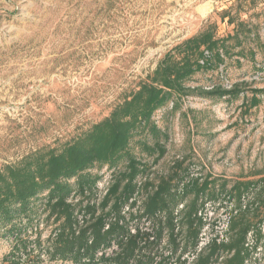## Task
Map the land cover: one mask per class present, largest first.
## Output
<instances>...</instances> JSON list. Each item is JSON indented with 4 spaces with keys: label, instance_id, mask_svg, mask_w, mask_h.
Wrapping results in <instances>:
<instances>
[{
    "label": "rangeland",
    "instance_id": "rangeland-1",
    "mask_svg": "<svg viewBox=\"0 0 264 264\" xmlns=\"http://www.w3.org/2000/svg\"><path fill=\"white\" fill-rule=\"evenodd\" d=\"M224 13L251 28L244 43H255V34L264 43V0H0V168L36 149L60 148L88 130L135 91L170 48L206 24L214 23L219 36L231 33L233 25L221 20ZM233 84L240 89L236 97L201 94ZM185 85L193 92L174 94L152 115L166 132L161 143L165 153L157 160L156 155L140 153L137 136L134 151L147 171L152 169L154 182L171 177L180 191L194 179H216L208 193L200 195L197 209L205 199L218 202L222 196L237 204L248 192V206L238 214L245 212L244 223L252 227L248 232L263 251L259 260L251 259V252L244 250L248 232L243 251L249 264H264V49L254 59L233 56L217 69L196 72ZM124 164L115 169L96 164L92 171L113 180ZM44 195L37 201L40 206ZM192 198L188 194L183 199L179 234L172 236L171 229L158 222L153 246L143 248L141 255L156 256L163 264L181 263L182 253L194 246L200 231L196 212L192 225L187 219ZM220 210L217 206L215 214ZM61 222L44 210L37 231L29 229L33 256L23 255L19 264H76L69 258L52 259L44 251ZM130 226L141 224L129 220ZM36 233L42 248L38 258ZM232 238L230 227L228 243ZM12 246L11 239L0 238V264ZM111 250L116 251L112 246L98 251L93 264H116ZM101 251L108 256L100 258ZM220 253L224 257L218 262L225 264L231 253L220 249L216 259Z\"/></svg>",
    "mask_w": 264,
    "mask_h": 264
},
{
    "label": "trees",
    "instance_id": "trees-1",
    "mask_svg": "<svg viewBox=\"0 0 264 264\" xmlns=\"http://www.w3.org/2000/svg\"><path fill=\"white\" fill-rule=\"evenodd\" d=\"M225 18L228 24L233 25L231 33L219 36L217 26L208 23L195 35L174 45L135 91L88 130L60 148L36 149L0 168V238L13 241L1 264H19L23 255L33 256L29 229L35 227L37 231V223L44 210H48L49 217L54 216V220L62 218L48 237L49 248L44 249L52 259L69 258L76 264H93L98 251L115 243L117 250L111 256L116 264H146L148 260L150 264L154 263V257L141 255L140 251L153 246L157 229L153 240H149L148 234L138 227L132 233L128 227L129 220H135L139 215L129 213L126 217L121 210L137 191V177L148 172L147 166L135 153L132 141L137 136L135 145L140 153L156 155L154 160L160 158L165 153L161 143L167 135L152 120L154 111L164 106L174 94L182 97L193 92L185 82L196 72L217 69L233 56L254 59L256 52L264 49V43L260 42L257 34L253 39L255 43H244L251 33L245 21L230 13L221 16L222 21ZM235 62L239 63V60ZM239 92V85L233 84L230 89L219 85L201 94L220 98L226 95L236 97ZM252 100L256 98L252 97ZM123 160V169L116 171L118 177L113 180L111 177L99 208L91 205L93 190L102 177L92 171L94 165L115 169ZM172 182L171 177H161L158 182L146 180L140 194L143 197V215L152 217L157 212H164L165 220H157L156 224H164L175 236L172 211L178 202L188 194L193 195L186 210L192 225L200 195L207 194L216 179L209 175L202 182L194 179L185 185L183 191L178 190L177 182ZM73 193L80 197L76 203L68 201ZM43 194L45 201L40 206L37 201ZM83 203L86 204L82 206ZM82 207L88 218L80 225L76 212ZM97 208L100 210L98 213ZM244 214L239 213L231 221L234 233L231 242L225 245L212 243L209 253L200 257L196 264L212 263L223 248L231 253L224 259L225 264H243L242 243L252 228L244 223ZM162 230L158 231V236ZM39 238L36 233L33 240L39 250V254L34 256L36 258L42 254ZM101 252L100 258L108 256Z\"/></svg>",
    "mask_w": 264,
    "mask_h": 264
},
{
    "label": "built area",
    "instance_id": "built-area-1",
    "mask_svg": "<svg viewBox=\"0 0 264 264\" xmlns=\"http://www.w3.org/2000/svg\"><path fill=\"white\" fill-rule=\"evenodd\" d=\"M154 178V173L152 172V169L148 171L144 175H140L136 179L137 184V191L135 192L134 196L130 199L129 203L125 204L122 207V214L126 217H128L129 213L138 214L139 217L135 220L140 221V230L142 232H146L148 234V239L153 240L155 238V231L158 228V225L155 223L157 220L164 221L165 220V213L164 212H157L154 214V216L150 217L147 215H143V209H142V201L143 197L141 196L142 191V184L146 180H152ZM110 176L109 177H101L100 181L97 182L91 199L90 204L96 205V207L99 208V205L107 193L109 186H110ZM183 182L180 184V186L183 185ZM181 187H178V190L180 191ZM87 193V192H85ZM251 193V192H250ZM250 199V195L248 192L243 193L242 196L238 199L237 204L234 203V199H232L230 196H222L218 202L213 200H204L202 202V205L199 209L196 210L195 216L200 221V231L198 238L194 244V246L182 253L181 255V263L179 264H194L199 259V256L203 251L212 243H216L218 245L227 244L230 240V222L231 219L238 214L242 209H245L248 206V200ZM80 200V197L76 195L75 193L72 194L71 198L68 200L69 202L76 203ZM134 202V203H133ZM83 203L82 206H84ZM134 204V205H133ZM135 208L132 211V206ZM129 206L131 208H129ZM186 203L184 201L180 202L176 205V207L172 211L173 215V224H174V234L178 235L180 232V221L183 217V212L185 210ZM217 206L221 207V210L219 214H215V209ZM84 207L81 208V210L77 211V219L79 224L81 225L85 218H88V215L86 214ZM97 208V213L100 211ZM129 208V209H128ZM131 210V211H129ZM215 214V215H214ZM108 225L105 226L107 228ZM130 231L132 233L135 232V228L129 227ZM261 229L264 230V225H261ZM253 232H248L245 244H244V250L247 252H251V259L253 260H259L261 252L263 251V246L257 243L256 238L254 239L253 236L251 237V234ZM255 241V244H254ZM111 245L113 247V250H117V245L115 243H112ZM258 244V245H257ZM256 245V246H255ZM181 251V249H180ZM111 252H113L111 250ZM102 252L100 253V255ZM107 254V253H106ZM112 254V253H111ZM165 254H170L169 252H166ZM244 255V261L243 264H249L250 259L247 258L246 252L243 251ZM246 256V257H245ZM224 256L220 255L215 259V262H212L210 264H219L220 261H222V258ZM154 263L157 264L159 262V259L155 256L153 258ZM219 260V262H218ZM172 264H177L174 260Z\"/></svg>",
    "mask_w": 264,
    "mask_h": 264
}]
</instances>
